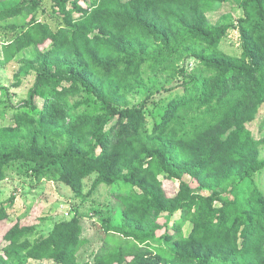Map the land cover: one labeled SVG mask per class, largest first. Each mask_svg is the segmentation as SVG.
<instances>
[{
  "label": "trees",
  "instance_id": "obj_1",
  "mask_svg": "<svg viewBox=\"0 0 264 264\" xmlns=\"http://www.w3.org/2000/svg\"><path fill=\"white\" fill-rule=\"evenodd\" d=\"M45 1L63 17L58 31L36 20ZM80 1L23 0L0 11V22L32 16L5 45V58L32 47L40 57L26 67L37 74L29 98L0 128V182L10 163L25 160L37 179L76 194L93 174L95 187L131 184L121 198L130 227L106 222L120 237L107 241L96 264H264V193L243 190L264 171V140L247 128L264 105V0H237L244 17L230 24L208 16L230 0H83L86 8ZM232 29L240 34L237 57L221 49ZM152 76L178 83L154 104L157 93L140 107L120 97L147 88ZM88 104L95 109L86 112ZM164 178L179 181L174 197ZM8 219L2 204L0 223ZM34 232L16 223L3 237L0 264L21 255L78 264V221L33 241ZM159 239L168 247L154 246Z\"/></svg>",
  "mask_w": 264,
  "mask_h": 264
},
{
  "label": "rangeland",
  "instance_id": "obj_2",
  "mask_svg": "<svg viewBox=\"0 0 264 264\" xmlns=\"http://www.w3.org/2000/svg\"><path fill=\"white\" fill-rule=\"evenodd\" d=\"M23 0H1L0 11L8 7L18 5ZM83 7L88 2L80 1ZM79 14H75L77 17ZM209 19L214 24H230L238 22L244 17L243 9L237 0H230L209 13ZM36 20L48 24L52 30L58 31L64 27L63 17L54 12L50 1H45L35 12ZM32 22V16L16 18L0 22V128L13 123L15 107L22 105L29 98L31 89L36 83L37 74L30 70L26 74V67L35 65L39 56L35 48H30L9 61L4 56V47L16 36V33L28 27ZM12 26L16 29L12 30ZM48 45L40 49L48 50ZM221 49L230 56H240L242 52L240 34L232 29L224 39ZM147 88L124 91L120 94L125 98L131 107H140L150 92L157 93L152 100L153 104L163 98L165 93H158L177 85V81L167 77H147ZM148 90V91H147ZM180 92V90L178 91ZM177 92V93H178ZM168 94V93H167ZM42 103V101H38ZM96 104L86 105L85 111L91 112ZM247 128L256 139L264 140V105L259 110L256 119ZM32 139V133L28 132L27 144ZM260 158L264 159V144L260 151ZM35 166L28 164L25 160H17L10 163L6 170V179L0 182V206L5 204L9 212V219L0 223V249H3L7 242L4 241L5 234L16 224L24 227H34L35 232L31 238L38 240L41 236L52 234L56 227L72 220L78 221L82 227V244L78 253V264H96V256L106 246L110 239H119L120 235L108 231L106 222L115 227H130L125 217V206L121 203L122 196L128 195L134 187L124 181L116 185H100L95 187L97 174L91 175L84 181L83 192L76 194L73 190L50 177L37 179L31 170ZM193 188L198 183L188 175L184 177ZM164 188L168 197H174L178 190L179 181L163 179ZM259 189L264 193V171L258 173L253 180L243 185L246 193ZM14 201V204L9 203ZM7 203V204H6ZM168 219L163 214L159 222L164 224ZM180 219V213L169 219L168 230L173 233V224ZM188 233L189 225L184 228ZM166 230L158 232L161 236ZM122 237V236H121ZM154 246L168 247L161 239L153 242ZM13 264H60L56 261L44 260L35 261L21 255L15 259Z\"/></svg>",
  "mask_w": 264,
  "mask_h": 264
}]
</instances>
